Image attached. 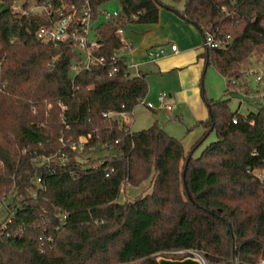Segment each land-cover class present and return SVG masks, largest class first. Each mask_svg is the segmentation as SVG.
<instances>
[{"label":"trees","instance_id":"16d2710c","mask_svg":"<svg viewBox=\"0 0 264 264\" xmlns=\"http://www.w3.org/2000/svg\"><path fill=\"white\" fill-rule=\"evenodd\" d=\"M15 1L0 0V264H158V255L190 251L209 264L264 262V183L247 173L264 167V105L232 114L226 88L206 100L209 118L198 126L216 142L194 159L198 143L186 153L157 123L133 133L103 117L130 114L146 95L145 78H129L123 60L111 77L107 66L86 69L70 42L41 44L34 32L49 20L33 8L45 0L13 10ZM111 1L93 0V19ZM117 1L118 16L93 30L95 57L122 48L118 28L158 21L155 0ZM181 1L180 17L220 45L205 52L207 66L246 88L250 58L264 54V0H171ZM88 133L94 140L80 151L68 147ZM99 149L109 153L81 159ZM146 182L149 192L118 203L122 188Z\"/></svg>","mask_w":264,"mask_h":264},{"label":"crops","instance_id":"0c3cea01","mask_svg":"<svg viewBox=\"0 0 264 264\" xmlns=\"http://www.w3.org/2000/svg\"><path fill=\"white\" fill-rule=\"evenodd\" d=\"M157 1L160 6L156 24H131L122 28L123 44L118 57L126 64L129 78L143 76L147 81L143 104L134 108L126 122L133 133L136 132L135 120L142 116L147 117L146 125L154 121L159 125V120L170 117L180 122L186 119V125L191 126L187 127V130L209 118L206 100L201 97L200 89L201 78L209 67H206L203 37L199 29L180 17L183 1L178 4H173L171 0ZM103 6L98 17L91 23L89 39L95 43L93 30L99 24L107 22L101 14L102 11H106ZM119 9H114L111 13L119 12ZM170 45L177 47L175 53L171 52ZM157 49H163L164 55L155 60L148 58L149 51ZM161 93L169 96L171 110L166 111L163 108L148 110L144 104L151 102L157 105V98ZM165 130L167 135L172 134L168 129ZM204 132L205 129L199 126L193 133L195 138H199Z\"/></svg>","mask_w":264,"mask_h":264},{"label":"built area","instance_id":"2783aa9c","mask_svg":"<svg viewBox=\"0 0 264 264\" xmlns=\"http://www.w3.org/2000/svg\"><path fill=\"white\" fill-rule=\"evenodd\" d=\"M58 4H54L53 0H45L44 4L41 7L33 8L37 12L42 11L47 19L49 20L48 24L41 25L35 30V37L41 43L45 45L51 44L53 47H57L59 44H63L65 42H70L74 45L75 49H77L83 56V65L86 69L95 68V67H108V77L113 76L117 72V65L121 61L118 57V53L106 60L104 57H95L94 52L96 50L97 44L89 39L91 33V23L93 21L92 15V1L93 0H79L80 6H76L74 3L69 2L68 0H58ZM16 7H13V10ZM106 21L114 20L118 14L116 11L113 13H109L107 11H102L101 13ZM117 34L119 36L120 42L123 44V31L122 28H118ZM202 45L204 49L207 51L208 49H215L219 47V43L214 42L213 38L206 34L203 38ZM171 52L175 53L177 47L175 45H170ZM119 52V51H118ZM163 49L150 50L148 53V58L155 60L158 57L164 55ZM79 67L74 65L72 67V72L76 73ZM226 90L230 94L238 93L234 90L233 86L237 83L235 80L229 81L228 79H224ZM255 82L263 85V77L255 76ZM242 95V101L245 99H256L264 105V91L261 93H255V95L248 94L245 92H239ZM143 100L140 102L142 103ZM242 104V102H241ZM240 104V105H241ZM144 106L150 110H154L156 108H163L166 111L171 110V105L169 103V96L165 93H161L157 98V105L150 103L144 104ZM62 110L64 109L61 107ZM103 117L111 118L118 117L122 120L124 125L127 126L126 122L128 121V117L130 114L124 112H117L114 114L102 113ZM238 121L237 115L231 121V124L234 125ZM249 125H253V121L249 122ZM128 127V126H127ZM129 130V128H128ZM131 131V130H129ZM94 140V136L92 133H88L85 136L79 138L78 143H67L68 147L73 151H80V148L90 141ZM62 144V140H60ZM64 158V154L61 153L60 159ZM113 172V169H110L105 173L107 177L110 173ZM249 175H253L257 177L260 182L264 183V167L253 168L252 170L247 171ZM36 182L39 183L40 179H36ZM2 206L6 205V199L3 197L1 199ZM63 220L65 216H62ZM46 242L51 243L52 239L50 237L46 238ZM42 248V244L39 245ZM195 252V251H194ZM193 254L195 255V253ZM191 254V253H190ZM261 261L259 264H263Z\"/></svg>","mask_w":264,"mask_h":264},{"label":"rangeland","instance_id":"374dc122","mask_svg":"<svg viewBox=\"0 0 264 264\" xmlns=\"http://www.w3.org/2000/svg\"><path fill=\"white\" fill-rule=\"evenodd\" d=\"M24 0H16L15 1V7L21 4ZM32 1V2H31ZM30 2L33 5V0H30ZM119 2L117 0L111 1L106 3L103 6V9L107 12L111 13L114 9H118ZM250 65L247 68V71L245 73L244 77V86L246 88H235L234 90L238 93H235L233 95L227 96L226 99H229L228 103V111L230 113L234 114L235 112H239L242 116H248L250 112H256L258 107L262 105L261 102H259L256 99L250 98L245 99L242 101V95L239 92H245L248 94L255 95V93H261L264 91V87L262 86V83L258 84L255 82V76H264V54L259 56H254L250 58ZM202 87L201 89V97L205 98V100L210 101H216L217 99L224 96L225 92V82L224 79L217 73V71L214 70L213 67L209 66L206 68L203 76H202ZM243 85V84H242ZM241 85V86H242ZM242 102V104H241ZM241 104V105H240ZM146 118L145 116L138 117L135 120L134 124V130L136 132L147 129L151 127L155 123L149 122L146 125ZM187 120L184 119V121L180 122L178 120H174V117L167 118L166 120H159V126H161L162 130L168 129L172 134L171 137L175 138L177 141L180 142L181 146L184 149V152H189L192 150L193 147L196 146L198 143L199 146L197 148L195 147V150L192 153V157L194 159L198 158L202 151L209 146L210 143L216 142V135L214 132L209 133L207 136H200L199 138H195V135L193 132L198 130V124H195L194 127L186 129ZM140 128V129H136ZM165 128V129H164ZM167 132V130H165ZM202 135V134H201ZM200 141V143H199ZM109 153L105 149H99L95 151H90L88 154L85 155L84 158H81L82 160H85V158H97L107 155ZM149 192V182H146L136 188H131L129 186H125L120 190L118 203H128L131 201H134L137 196L141 194H145ZM7 215V209L4 206L0 207V224H2L6 218ZM234 250L235 247H232ZM194 252V251H190ZM173 252L166 253V258H172L171 255ZM129 264H142L141 260L138 259L136 261H132Z\"/></svg>","mask_w":264,"mask_h":264},{"label":"water","instance_id":"95a60500","mask_svg":"<svg viewBox=\"0 0 264 264\" xmlns=\"http://www.w3.org/2000/svg\"><path fill=\"white\" fill-rule=\"evenodd\" d=\"M155 2H157V4L160 6L157 0H155ZM207 59H208V55L206 53V56H205L206 67L208 64ZM155 261L158 262V264H202L200 259H198L196 255L193 254V252H191V255H188L180 259L178 258L170 259V258H166V257L158 255L156 256Z\"/></svg>","mask_w":264,"mask_h":264},{"label":"bare ground","instance_id":"6f19581e","mask_svg":"<svg viewBox=\"0 0 264 264\" xmlns=\"http://www.w3.org/2000/svg\"><path fill=\"white\" fill-rule=\"evenodd\" d=\"M194 253H195L196 257H197L198 259H200V261L202 262V264H209V262L206 261V259H204V257H203L202 254H200V253H196V252H194Z\"/></svg>","mask_w":264,"mask_h":264}]
</instances>
